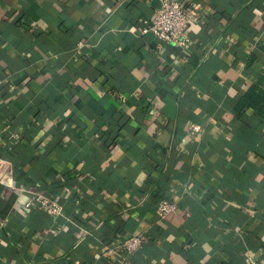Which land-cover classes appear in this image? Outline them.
<instances>
[{"label": "crops", "instance_id": "1", "mask_svg": "<svg viewBox=\"0 0 264 264\" xmlns=\"http://www.w3.org/2000/svg\"><path fill=\"white\" fill-rule=\"evenodd\" d=\"M176 1L184 49L154 1L0 0V264H264V0Z\"/></svg>", "mask_w": 264, "mask_h": 264}, {"label": "built area", "instance_id": "2", "mask_svg": "<svg viewBox=\"0 0 264 264\" xmlns=\"http://www.w3.org/2000/svg\"><path fill=\"white\" fill-rule=\"evenodd\" d=\"M153 1V0H149ZM159 5L154 15L144 18L141 22L140 34H150L159 41L174 44L182 49L190 44L188 25L193 19V14L186 10L176 0H157ZM12 139H17L18 134L12 133ZM4 181L3 172L0 169V182ZM17 194L25 191L21 186L13 187ZM25 209H38L50 213L52 216H60L62 208L53 197L39 191L30 190L27 199L22 204ZM176 204L167 199H160L156 204V210L161 215L172 212ZM144 241L143 234L131 235L119 243L107 247L105 253L110 255L118 264H123L137 251ZM242 264H259L251 254L247 255Z\"/></svg>", "mask_w": 264, "mask_h": 264}, {"label": "water", "instance_id": "3", "mask_svg": "<svg viewBox=\"0 0 264 264\" xmlns=\"http://www.w3.org/2000/svg\"><path fill=\"white\" fill-rule=\"evenodd\" d=\"M153 1L156 3L157 6L159 5V2L157 0H153Z\"/></svg>", "mask_w": 264, "mask_h": 264}, {"label": "trees", "instance_id": "4", "mask_svg": "<svg viewBox=\"0 0 264 264\" xmlns=\"http://www.w3.org/2000/svg\"><path fill=\"white\" fill-rule=\"evenodd\" d=\"M162 198H164V197H160L159 200L162 199ZM157 202H158V201H157Z\"/></svg>", "mask_w": 264, "mask_h": 264}]
</instances>
